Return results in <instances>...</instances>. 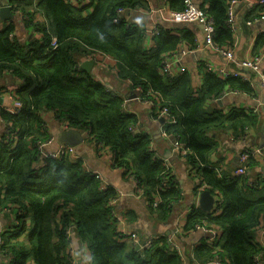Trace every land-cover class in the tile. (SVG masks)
<instances>
[{
    "label": "trees",
    "instance_id": "obj_1",
    "mask_svg": "<svg viewBox=\"0 0 264 264\" xmlns=\"http://www.w3.org/2000/svg\"><path fill=\"white\" fill-rule=\"evenodd\" d=\"M229 1L199 3L212 21V42L218 46L233 43V31L226 24ZM11 4L14 19L0 20V75L9 73L19 80L13 94L21 108L17 112L0 108V212H13L15 219L11 229L0 233L1 264H75L71 229L89 251L90 264H185L184 257L200 264L215 260L255 264L259 257L264 264V249L253 240L264 219V182L250 179L248 173L229 172L210 160L218 132L230 129L233 135L244 136L264 127L260 113L242 108L223 111L206 103L225 89L249 91L248 80L222 79L202 66L201 86L194 92L188 72L161 74L163 57L193 48L195 35L184 25H160L153 44L145 47V26L130 21L125 13L119 15L117 9L149 11L151 0H14ZM160 5L181 11L185 2L161 0ZM258 5L256 17L264 12V3ZM16 13L32 33L27 41L15 33ZM52 37L57 42L54 49ZM261 47L264 31L255 39L257 54ZM98 52L115 60L119 81L145 99H159L156 112L167 108L173 121H165L162 131L182 143L177 154L188 164L194 193L203 186L220 199L218 211L193 206L184 229L216 226L220 230L216 245L202 241L190 255H180L169 248L166 237L159 236L139 252L121 241L115 230L111 202L116 191L87 171L80 158L45 154L41 144L51 134L42 117L50 112L61 124L84 131L89 141L108 149L112 167L126 168L139 182L143 197L150 204L157 201L152 209L160 215L169 214L182 197L172 168L153 148L140 118L124 109L118 93L78 67L81 58ZM252 159L245 163L247 169Z\"/></svg>",
    "mask_w": 264,
    "mask_h": 264
},
{
    "label": "crops",
    "instance_id": "obj_2",
    "mask_svg": "<svg viewBox=\"0 0 264 264\" xmlns=\"http://www.w3.org/2000/svg\"><path fill=\"white\" fill-rule=\"evenodd\" d=\"M13 2L14 0H0V5L11 4ZM192 2L199 5L201 0H192ZM160 4L161 0H151L152 11L132 9L125 12L130 21L141 23L145 26V47L151 46L154 42L151 35L154 28L160 25L167 26L171 24L164 19L163 14L156 11V8L161 6ZM258 7L260 5L253 4L249 0H241L233 5V43L229 46L233 52L232 59H227L221 53L205 44L203 41V27L198 22H176L178 25H184L192 30L195 35V46L193 48L183 47L177 56V60L174 59L171 63V68L175 74L188 72L191 75L194 92H197L201 86V75L205 69L202 67L204 66V62L225 67V69L230 71L233 69L238 70L239 75L237 76L246 81L248 80L252 89L249 91L225 89L219 97L210 99L206 103L211 107H216L223 111H228L231 108L251 110L260 113L261 117L264 118V96L260 88L258 74L248 67H240L238 63L242 59H250L257 54V50H254L255 39L264 27V19L255 16ZM16 15L15 21L18 25L15 33L21 41H27L32 33L25 29L19 14L16 13ZM37 18L40 19L41 17L37 16ZM34 36L37 38L38 33H35ZM259 49L260 53L258 52V54L262 55L259 67H264V47ZM94 54V58H91L95 61L91 67V77L101 82L110 90L118 93L124 99V109L127 112L135 113L140 118L142 130L148 132L153 139V148L166 161V164L172 168L175 182L179 185L182 197L173 204L169 214L165 216L160 215L157 210L152 209L148 200L136 194L134 183L124 175L122 170L111 166L108 149L100 150L84 134V141L74 148L75 155L82 160L87 171L99 173L105 185L112 187L116 191L112 209L115 215H117L116 226L119 231L134 233L141 243L153 235L164 236L173 241L182 254L190 255L194 245L202 241H211L213 231L220 235V230L218 228L212 229V227L210 230L202 227L189 230L184 229L186 216L189 214L191 208L193 206L199 207L198 197L194 193V182L189 175L188 164L174 149L176 139L166 135L162 131V125L167 121V117L156 112L159 99L153 102L152 99L141 97L138 92L128 87L127 82L119 81L116 78L114 70L115 60L112 57L99 52ZM85 60L84 57L81 58L78 67ZM212 73L214 72L212 71ZM215 75L218 76L217 74ZM18 82L19 80L9 73L0 75V105L9 104V99L3 94L4 89L9 86H18ZM1 100L3 101L2 103ZM49 113L43 114L42 117L51 134L49 141L43 145V150L45 154L54 155L60 147V144H58L59 133L63 128L61 123L57 119L52 118L50 116L51 113ZM2 129L3 125L0 120V134ZM260 132L261 128L259 127L249 130L244 136H235L230 129L218 132L216 135V146L212 150L210 160L214 163L217 161L222 168L226 167L227 171L233 173L234 168L240 164L239 155L241 152L244 149L258 146ZM262 150L264 154V148ZM217 166L219 165L217 164ZM248 176L250 179L262 180L264 182V162L261 160V157L252 159V163L248 167ZM14 222L13 212H0V233L8 228L11 229ZM253 240L264 249V219L260 220ZM70 244L74 263L90 264L91 257L89 251L84 245L79 243L74 229L70 230ZM75 251H79L80 255L75 256ZM184 258L185 264H200L193 263L186 257ZM1 263L2 259L0 257Z\"/></svg>",
    "mask_w": 264,
    "mask_h": 264
},
{
    "label": "built area",
    "instance_id": "obj_3",
    "mask_svg": "<svg viewBox=\"0 0 264 264\" xmlns=\"http://www.w3.org/2000/svg\"><path fill=\"white\" fill-rule=\"evenodd\" d=\"M69 1L75 2L76 0H69ZM80 1L82 3H86L89 0H80ZM238 1H241V0H230L228 3V7H227L226 24L232 29V31H234V28H233V17H234L233 16V5ZM249 1L253 2V4H263L264 3V0H254V1L249 0ZM184 2H185V7L181 11H173V10H170L169 8H167L166 6H159L156 8V11H158L160 14H163L164 19H166V21L169 23H176V22L188 23V22H192V21L198 22L203 27V32H204L203 38H204L205 44L210 46L215 51H218L219 53H221L227 59H232L233 58V52H232V49L230 47L218 46L212 42V35L214 32L213 24H212L211 19L204 13L203 9L199 5L194 4L192 2V0H184ZM152 9H153V6L150 5L149 11H152ZM127 11L128 10H126L124 8H118L117 9V12L119 13V15H121L122 13H125ZM260 17L264 19V12L261 13ZM262 31H264V27H263ZM157 32H158V29L154 28L153 31L151 32V35L153 36ZM56 46H57L56 38L52 37L51 42H50V47L52 49H54V48H56ZM180 50L172 52L170 54H166L163 57V59L161 61L160 68H159V71L161 74L173 75L175 73L173 71V69L171 68V63L173 62L174 59L177 60V56L179 55ZM94 56H95V54L93 53V54L85 56L84 58L86 60H88V59L94 58ZM261 57H262L261 54H255V56H253V58L242 59L238 63H239L240 67H248L258 74L260 88H261L262 94L264 96V67H259V62L261 60ZM204 67L206 70H209L211 72L213 71L215 74H217L220 77H226L228 75L229 76L239 75L238 70L233 69L230 71V70L225 69V67H221V66L215 65L213 63H209V62H204ZM16 87L17 86L15 85V86H9L8 88L6 87L4 89L3 94L9 99V104L0 105V108L4 107V108H6V110H8L10 112H17L21 108V102L19 100L15 99L14 94H13V91L16 89ZM158 113L167 117V120L169 122L173 121V118L169 116L166 107H159ZM61 126L63 129L68 128L64 124H61ZM48 141H49V139L46 142H48ZM44 144H41V146ZM93 144L96 147H98L100 150L105 149V147H103V145L101 143L93 142ZM174 145H175L174 149L176 151L180 152L181 148H182V143H180L178 140H175ZM109 153H110V151H109ZM62 155H67L72 160L77 159V157L75 155L74 147L68 146L66 144H61L59 149L57 150V152L54 155H52V157L59 158ZM255 157H261V160H263V162H264V154H263L262 148L256 146L253 148L244 149L241 152V154L239 155L240 165L234 170V173L237 175L245 176L248 173V169H247L245 163L250 158H255ZM40 163H42V161ZM110 164L112 166L111 159H110ZM38 167H39V165H38ZM115 168H118V167H115ZM119 169H121L122 172L124 173V175L131 182L134 183V188H135L136 194L143 196L142 195V188H141L139 182L134 177L129 175L128 172H125L126 168H119ZM93 173L95 174V176L102 179V177L99 173H97V172H93ZM103 183H104V181H103ZM200 190H204V187L202 186L200 188ZM214 199H215V202L211 208V211H218V208H216V207L218 205L217 203L220 200L219 196L217 197V195L215 194ZM114 200H115V198L112 199L111 205L113 204ZM156 205H157V201L153 200L151 206L155 207ZM111 215L113 216V218L115 219V222H116L117 215H115V213L113 212V209L111 210ZM199 227L206 228L207 230H210L211 227H212V229L217 228L216 226H213V225H211V226H198V228ZM115 230H116L118 237L121 241L128 242L133 248H135L139 252H143L144 249L151 247L153 245V240L157 239L159 237L157 235H153L141 243L139 241L138 237L134 235V233L119 231L117 226H116V223H115ZM211 238H212V240L209 241L208 243H210L211 245H216L215 239H219L220 235H219V233H216L215 231H213V236ZM166 239H167V243H168L167 245H169V247L171 249H173L174 251L178 252L181 255L182 253L180 252L178 247L175 245V243H173V241H171L169 238H166ZM0 257H1L2 262H3V257L1 254H0ZM260 263H261L260 258L256 257L255 258V264H260ZM213 264H222V263L218 260H215L213 262Z\"/></svg>",
    "mask_w": 264,
    "mask_h": 264
},
{
    "label": "water",
    "instance_id": "obj_4",
    "mask_svg": "<svg viewBox=\"0 0 264 264\" xmlns=\"http://www.w3.org/2000/svg\"><path fill=\"white\" fill-rule=\"evenodd\" d=\"M14 19V14L11 10L10 4H3L0 5V20H12ZM202 27V26H201ZM204 41V38H203ZM94 59L85 60L80 63V69L82 71H85L87 73H90L91 67L94 64ZM3 101L1 100V103ZM84 131H80L75 128L68 127L66 129H62L59 133V140L58 144H66L71 147H77L79 144H81L84 141ZM258 147L264 148V127H261L260 137H259V143ZM198 206L203 211L210 212L212 206L214 205L215 199L214 195L207 189L201 190L198 194ZM75 256H79L80 252L75 251Z\"/></svg>",
    "mask_w": 264,
    "mask_h": 264
}]
</instances>
